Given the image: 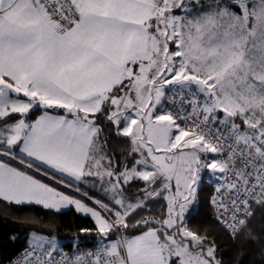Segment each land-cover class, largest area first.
I'll return each mask as SVG.
<instances>
[{
  "label": "snow or ice",
  "instance_id": "6c2138e0",
  "mask_svg": "<svg viewBox=\"0 0 264 264\" xmlns=\"http://www.w3.org/2000/svg\"><path fill=\"white\" fill-rule=\"evenodd\" d=\"M0 203L92 222L8 264H264V0H0Z\"/></svg>",
  "mask_w": 264,
  "mask_h": 264
},
{
  "label": "trees",
  "instance_id": "16d2710c",
  "mask_svg": "<svg viewBox=\"0 0 264 264\" xmlns=\"http://www.w3.org/2000/svg\"><path fill=\"white\" fill-rule=\"evenodd\" d=\"M24 215L38 217L44 222L35 225L37 229H44V224L47 223L54 224L57 239L66 246L80 226H90L92 223L90 218L77 214L74 210H66L63 214H52L39 206L22 209L12 206L5 210L3 204L0 203V264H7L27 244L28 234L33 226L17 219ZM13 236L14 240L10 238Z\"/></svg>",
  "mask_w": 264,
  "mask_h": 264
},
{
  "label": "crops",
  "instance_id": "0c3cea01",
  "mask_svg": "<svg viewBox=\"0 0 264 264\" xmlns=\"http://www.w3.org/2000/svg\"><path fill=\"white\" fill-rule=\"evenodd\" d=\"M40 207V206H39ZM66 211V210H65ZM80 215H82V214H80Z\"/></svg>",
  "mask_w": 264,
  "mask_h": 264
},
{
  "label": "built area",
  "instance_id": "2783aa9c",
  "mask_svg": "<svg viewBox=\"0 0 264 264\" xmlns=\"http://www.w3.org/2000/svg\"><path fill=\"white\" fill-rule=\"evenodd\" d=\"M8 264V263H7Z\"/></svg>",
  "mask_w": 264,
  "mask_h": 264
}]
</instances>
